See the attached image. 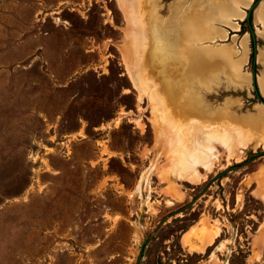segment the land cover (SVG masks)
<instances>
[{
  "label": "rangeland",
  "instance_id": "1",
  "mask_svg": "<svg viewBox=\"0 0 264 264\" xmlns=\"http://www.w3.org/2000/svg\"><path fill=\"white\" fill-rule=\"evenodd\" d=\"M197 2L213 9L214 0H0V264H137L146 238L139 264L226 255V264H264V40L246 17L238 31L216 21L225 38H194ZM246 33L250 51L235 71ZM226 48L234 53L216 64L191 57ZM139 52L149 89L134 73ZM197 106L228 124L234 152L213 142L218 157L208 171L197 165L193 181L170 168L180 159L176 112ZM215 222L213 244L184 245L185 233L200 244Z\"/></svg>",
  "mask_w": 264,
  "mask_h": 264
},
{
  "label": "bare ground",
  "instance_id": "2",
  "mask_svg": "<svg viewBox=\"0 0 264 264\" xmlns=\"http://www.w3.org/2000/svg\"><path fill=\"white\" fill-rule=\"evenodd\" d=\"M134 1L138 2V6L140 5L141 0H134ZM239 1H242V0H239ZM213 3H214L213 9L211 11L204 12V7L202 6V4L199 5V2H197L198 8L195 9L197 11V14L194 15L193 17V20L195 23L194 25L195 28L193 30V33L195 32L194 38L197 37L198 39H200L204 37H211V36H214L213 32L215 33L218 32L217 35H220L221 30L217 27H214L215 25L214 23H216V21H222L223 23L229 24L232 22L231 20L233 19V17H235L238 14L236 12V8H237L235 4L236 0H228L226 2L224 0H214ZM202 12L204 13L202 14ZM181 14H184V13L182 12ZM137 16H138V21L140 25L141 26L143 25L145 27V21L143 20V16H142V13H140L139 8H138ZM260 16L264 18V9H261V11L257 13V17L259 18ZM204 27L205 28L209 27V29L204 31ZM183 34H184L183 36H185L190 33L188 32L184 33L183 31ZM137 39L138 41H140V46H142V49L143 48L146 49L147 43L145 42V38L143 37L141 33L140 35L137 36ZM241 47H242L241 57L238 59L232 60V67L235 71L237 70L240 71L242 63L247 60V55L249 52L247 41H243L241 43ZM233 53H234L233 49L226 48V49H223L222 54L204 55V54H201L200 52L194 55L191 54V57L193 56L192 60L194 61L196 65H204V64L206 65L210 63L216 64L217 61L222 60L225 57L230 58ZM141 57H142V54L141 52H139V55L136 57L137 66L134 68V73H135V76L138 77L140 81L141 88L149 89L150 87L149 84H151V82L154 83V79L148 77L145 74L144 69H143V64L140 60L142 59ZM210 58H213V60H210ZM205 60L209 62L207 63ZM181 64H182V71L185 72L188 69V64L186 62L185 57H183ZM186 75H184L185 78H186ZM237 79H239V77ZM156 85L158 86L159 84L155 83V86ZM261 85H262L261 86L262 91L264 92V79H261ZM151 88L153 90L155 89V87L153 86H151ZM161 94L163 98L167 97L168 99L167 95L163 94L162 92ZM207 114H208V111L203 106H202V109L197 106L194 108H188L186 110H183L182 108V113L178 111L176 112L177 121L175 119L176 121L175 126L174 125L173 126L175 127L174 130L178 129L180 137H181L180 139H178V143H180V146L177 149L178 154L180 155L179 156L180 159L176 162V164L174 163L173 168L171 167L172 169L170 168V170H173L175 167H178V169L176 170H177V175H179L180 177H183V176L188 177L190 180H193V181L199 180L200 176H202V173H200L198 169L196 168L197 165L199 164L203 165L207 171L212 168L214 161L219 155V153L215 150V146L213 145L214 144L213 142H217L219 140L222 143V145L225 146L227 150H229L230 155L234 152L232 148L234 139L230 140L227 134L226 135L223 134L225 132L232 131L231 129L227 131L226 126H228V124L222 121L221 122L211 121L210 119H208ZM176 116H174V118H176ZM259 119H260L259 122L261 124L260 133L262 134V136H264V114H261V117ZM193 126L197 128L195 127L193 128ZM159 132L160 130L158 131L157 142H159V138H160ZM240 132L241 131H237L239 136H241ZM191 133L195 134L193 139L191 138ZM200 136L204 137L205 139L203 141L200 140L199 139L201 138ZM244 137H246V135ZM250 138L251 137L249 138L246 137V139L243 138V140H241V144L246 145L250 141ZM181 148H184V149L181 151V154H180ZM263 170L264 169H262V171ZM263 179L264 178H262V181ZM262 181L260 183H262ZM260 185H261L262 190L260 189V191L258 192L261 193V197L264 199V189H263L264 186H262V184ZM220 230H221L220 225H218L217 222L205 224L201 235H199L200 244H196L195 242L190 240L186 235H184L183 237L184 245L187 246L190 250L203 251L204 248H206L207 246L215 242L216 238L219 236ZM223 264H226V262H224Z\"/></svg>",
  "mask_w": 264,
  "mask_h": 264
},
{
  "label": "crops",
  "instance_id": "3",
  "mask_svg": "<svg viewBox=\"0 0 264 264\" xmlns=\"http://www.w3.org/2000/svg\"><path fill=\"white\" fill-rule=\"evenodd\" d=\"M255 2L256 0H242V1L236 0V3H235L237 7L236 12L238 14L235 17H233V19L231 20L232 21L231 23L227 24L232 31H238L240 29V23L238 22V20H243L245 17L247 18V11L245 9H249ZM261 9H264V0H258L257 4L255 5L251 13L252 24H254L256 27V30L254 29V38H253L255 41H256V34L264 40V18H262L261 16L259 18L257 17V13L261 11ZM220 30H221V33L218 36L225 38L228 33L227 29L220 28ZM244 39L248 42V47L250 51V40H249V37L247 36V33L242 36V40ZM256 61H258L262 66H264V46L262 47L260 46L258 48V51L256 50ZM263 74H264V69H263L262 75ZM260 76L261 75H258V79ZM258 85H259V82H258ZM186 234L187 233H185L184 235Z\"/></svg>",
  "mask_w": 264,
  "mask_h": 264
},
{
  "label": "water",
  "instance_id": "4",
  "mask_svg": "<svg viewBox=\"0 0 264 264\" xmlns=\"http://www.w3.org/2000/svg\"><path fill=\"white\" fill-rule=\"evenodd\" d=\"M258 0H256V2L248 9L247 11V20H249L250 16H251V13H252V10L253 8L255 7V5L257 4ZM249 25H250V30H251V34L254 38V29L252 27V24L251 22H248ZM253 83H254V86H255V90H256V94L259 95L258 93V85H257V77H256V74H255V71L253 72ZM264 151H262L261 153H263ZM256 154L255 153H250L248 155V159L246 160V162H244L243 164H240L238 166H234L232 167V169H239L241 167H243L244 165H246L247 163H249L251 160H252V157L255 156ZM194 202H192L191 204H189V206H191ZM148 242V238L144 239L143 242H142V245H141V248H140V253L138 255V261H137V264L140 263V259L142 257V253L144 251V248H145V245L146 243ZM228 258H229V255H226L225 259H224V262H227L228 261Z\"/></svg>",
  "mask_w": 264,
  "mask_h": 264
},
{
  "label": "trees",
  "instance_id": "5",
  "mask_svg": "<svg viewBox=\"0 0 264 264\" xmlns=\"http://www.w3.org/2000/svg\"><path fill=\"white\" fill-rule=\"evenodd\" d=\"M251 17L252 15L250 16L249 20H247V22H251ZM252 63L255 67V44L253 43V52H252Z\"/></svg>",
  "mask_w": 264,
  "mask_h": 264
}]
</instances>
